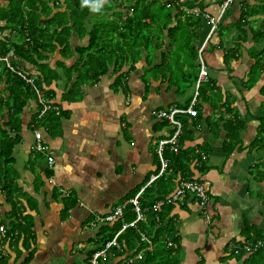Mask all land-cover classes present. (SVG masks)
Wrapping results in <instances>:
<instances>
[{
	"label": "crops",
	"instance_id": "1",
	"mask_svg": "<svg viewBox=\"0 0 264 264\" xmlns=\"http://www.w3.org/2000/svg\"><path fill=\"white\" fill-rule=\"evenodd\" d=\"M174 1L89 0L86 33L72 30L65 46L44 53V63L58 76L47 90L55 92L66 116L37 126L39 106L30 101L20 131L10 135L17 143L9 173L5 179L0 173V226L7 231L0 232V264H88V253L100 245L94 242L97 218L127 204L160 173L158 144L176 128L157 113L192 104L202 45L211 82L197 98L198 117H180L179 150L164 151L170 167L181 157L176 168L205 183L209 194L205 209L190 196L173 209L181 264H238L229 257L230 246L250 245L255 228L264 229V0H233L208 42L212 25L190 15L184 6L189 0ZM200 2L196 8L219 18L227 0ZM137 5L150 27L149 42L131 49L125 63L108 62L98 81L80 82V74L106 56L100 45L88 50L91 30L102 27L89 19L108 14L112 30L105 33L112 35V48ZM36 130L49 147L46 154L33 150ZM48 157L54 159L51 167ZM129 261L109 256L103 264Z\"/></svg>",
	"mask_w": 264,
	"mask_h": 264
},
{
	"label": "trees",
	"instance_id": "2",
	"mask_svg": "<svg viewBox=\"0 0 264 264\" xmlns=\"http://www.w3.org/2000/svg\"><path fill=\"white\" fill-rule=\"evenodd\" d=\"M138 1L140 4H144L145 0ZM198 2L199 0H189L184 6L186 9L192 10L196 6L201 7V2L197 4ZM81 3L85 4L82 0H0V173L3 170L4 179L7 170L9 173V166L14 163L12 155L17 143V140L10 135L20 131L22 127L21 115L25 108L30 101L36 99L40 110L39 96L46 101H54L55 92L47 90V88L52 85L53 81L58 79V76L44 63V60H46L44 53L50 52L48 51V45L53 39L56 44H51L52 49L65 46L69 41L68 37L71 36L72 30H76L78 33H86L83 27L85 20L88 18V13H90V7L89 4H85L82 9L80 8ZM175 4L174 1L173 5L175 6ZM138 7L139 5H137L135 11ZM135 11L131 16L123 19L124 22H122L120 30L118 28L114 29V33L120 31L121 40L119 41L121 43L117 41L119 47L107 48V41H104L103 48L106 49L104 52L107 57L104 56V61L96 67L88 66L84 73L82 72L78 77L80 82L83 83L84 80L88 79L98 81L102 75L107 73L108 62L119 61L125 63L129 59L131 49H135L134 47L137 44L143 43L145 45L144 42H149L150 37L143 31L147 27L150 29V27L145 23V16H140V11ZM188 19L193 20L192 17H188ZM152 23L157 24L155 15ZM107 24L112 25L109 21L102 22L105 32ZM51 29L52 33H47ZM96 29H98V26L95 25L90 32L89 52L94 48L98 49L97 39L99 33ZM111 30L112 28H109V32ZM47 35L49 38H46ZM110 37L112 39V35ZM110 54L112 59H109ZM135 57H133L134 60ZM6 59L7 62H5ZM26 64L31 65L32 68ZM257 66H260L259 61ZM34 70L39 73L37 76L32 75ZM19 73L28 78L35 77L34 86L28 83ZM253 78L255 79L254 76ZM120 80L122 79L119 77L118 82ZM78 86L79 83H76L75 88ZM2 87L4 88L1 89ZM2 91L4 95H1ZM6 113L7 122H5ZM36 115V125L42 126L52 119L58 122L60 118L66 116V112L61 110L60 115L50 112L41 119H39L38 114ZM257 139V142H259L260 133ZM181 164V157L177 155L171 167L169 161L170 168L168 172L144 190L140 198L143 219L134 227H128L120 234L118 238L120 248H111L108 251L107 258L113 256L123 260L131 259V262H126V264L182 263L183 254L180 247V237L176 230L175 218L171 216L176 204L164 205L160 213L153 209L158 201L166 199L176 191L181 179H187L190 175V173H182V169L176 168H181ZM178 174H181V179L176 182ZM6 184L8 185L7 188L12 186L10 182H6ZM136 218L137 214L134 206L127 204L121 218L114 223L102 225L94 241L95 244H100L99 248L88 253V264H90L92 254L96 250L103 248L106 243L112 241L124 224L132 223ZM143 234L151 243L142 239ZM255 234L252 244L264 241V229L255 228ZM139 255H141V259L138 258ZM229 257L235 258L238 264H264V248H260L256 252H247L241 249L237 254L233 250ZM104 259L101 260V264H103ZM224 261H226V258ZM200 264H204V262L201 261Z\"/></svg>",
	"mask_w": 264,
	"mask_h": 264
},
{
	"label": "built area",
	"instance_id": "3",
	"mask_svg": "<svg viewBox=\"0 0 264 264\" xmlns=\"http://www.w3.org/2000/svg\"><path fill=\"white\" fill-rule=\"evenodd\" d=\"M233 2V0H227L225 5L222 7V14L219 16V18H214L212 15L209 13L203 11L200 8H194L189 11L191 15L197 18H203L205 21L210 23L212 25V29L210 31V35L207 38V42L210 40L214 32L218 29L220 19L224 12L227 10L228 6ZM206 45H202V47L199 48L198 50V55H199V74L197 77L196 81V96L194 97V100L192 101V104L190 105L189 108L187 109H181L176 106H172L168 109L165 110H160L157 113V116L160 119L166 120L168 123H170L172 126L176 128L175 134L170 138V139H165L159 142L158 146V153L160 155L161 159V171L159 174L155 175L151 179V183L156 181L158 178L162 177L168 172L169 169V160L164 157V151L166 146H170L173 151H178V148L180 147V136L182 135V129H183V124L182 121L180 120V117L182 115H189L190 117H197L199 115L198 110L196 109L197 105V98L199 96L200 89L203 87V85L208 84L210 81V75H209V70L208 66L205 63V60L203 58V53ZM13 54V53H11ZM8 60L6 59V62ZM10 65V64H8ZM12 67V66H11ZM13 68V67H12ZM20 76H22L28 83L32 84L34 86V79L33 78H28L22 73H19ZM37 91V89H36ZM38 92V91H37ZM39 93V92H38ZM39 104L41 105V109L38 111L39 119L44 118L48 113L50 112H55L57 115H60L61 109L60 107L56 104V102H51V101H46L43 99V97L39 96ZM35 135V143L33 145V150L36 153H42L46 154L49 151V147L43 144V135L40 130H36L34 132ZM54 162L53 157H48V163L50 167L52 166ZM147 187L143 188L134 198H132L127 204H132L134 206V209L137 214V218L129 224H124L121 231H119L114 239L112 241H109L108 243L105 244L103 248H100L99 250H96L91 257L90 264H101V260L106 258L108 255V251L113 248H120V245L118 243V238L120 234L126 230L128 227H134L140 220L143 219V213L140 205V198L144 192V190ZM192 197L196 201L200 202L202 207L205 209L209 203V194H208V188L206 187L205 183L197 180V179H181L179 186L177 187L176 191L167 197L164 200L158 201L154 206L153 209L160 213L163 210V206L166 204H171L175 205L177 204L181 199L186 198V197ZM121 205L116 207L112 212L104 215V216H99L97 218L98 222H100L101 226L103 224H111L116 222L119 218L123 216L124 209L126 205ZM0 232L1 233H6V228L5 226H0ZM142 239L145 242L151 243L147 237L143 234ZM171 246V244H170ZM82 248V246H80ZM231 251H235L237 254L241 249L247 251V252H256L260 248H264V241H258L254 244H245L242 246L239 245H231L230 246ZM139 259H141V255L138 256Z\"/></svg>",
	"mask_w": 264,
	"mask_h": 264
},
{
	"label": "rangeland",
	"instance_id": "4",
	"mask_svg": "<svg viewBox=\"0 0 264 264\" xmlns=\"http://www.w3.org/2000/svg\"><path fill=\"white\" fill-rule=\"evenodd\" d=\"M82 1L84 2V0H82ZM80 6H81L80 8L83 9L85 7V4H82L81 3ZM89 16H91L90 13H88V17ZM91 19H92L91 23H96L97 22V24H99L101 22H106L108 20V14L107 13H103L102 15H100V17H96V18L91 17L89 20H91ZM98 21H100V22H98ZM156 26L158 27V25H156ZM146 30H148V27L144 29L143 33H145ZM96 31L99 33V36H98V39H97V45H100V46L103 47L104 44H105L104 41H107V44H111L112 41H110L109 36L105 33V28L104 27L98 26V29H96ZM106 31H109V30H106ZM47 33H52V29L50 31H47ZM46 38H49V36L47 35ZM52 43L54 45V44H56V42L52 39V42L48 45V51H50V52H53V51H55L57 49V48L56 49H52V47H53L51 45ZM115 43H116L115 47H119V44L117 42V38L115 39ZM51 49H52V51H51ZM1 95H4V92L3 91L1 92ZM33 101H36V99H34ZM232 137L234 139L235 138V135H232ZM228 138H229L228 141H231L232 140L230 136ZM260 195H261L260 196V199L262 200V197L264 196V194H260ZM226 261H227V259H226Z\"/></svg>",
	"mask_w": 264,
	"mask_h": 264
},
{
	"label": "clouds",
	"instance_id": "5",
	"mask_svg": "<svg viewBox=\"0 0 264 264\" xmlns=\"http://www.w3.org/2000/svg\"><path fill=\"white\" fill-rule=\"evenodd\" d=\"M84 3H85V4H88V3H89V0H84ZM93 10H95V11H98V10H99L97 4H93ZM158 179H159V178H158Z\"/></svg>",
	"mask_w": 264,
	"mask_h": 264
}]
</instances>
